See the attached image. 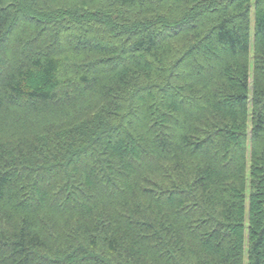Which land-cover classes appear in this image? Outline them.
Returning <instances> with one entry per match:
<instances>
[{"label": "trees", "instance_id": "obj_1", "mask_svg": "<svg viewBox=\"0 0 264 264\" xmlns=\"http://www.w3.org/2000/svg\"><path fill=\"white\" fill-rule=\"evenodd\" d=\"M252 3L0 0V264H264Z\"/></svg>", "mask_w": 264, "mask_h": 264}, {"label": "rangeland", "instance_id": "obj_2", "mask_svg": "<svg viewBox=\"0 0 264 264\" xmlns=\"http://www.w3.org/2000/svg\"><path fill=\"white\" fill-rule=\"evenodd\" d=\"M255 1L257 0H253V3H252V9H251V28H252V36H253V31H254V13H255V9H254V6H255ZM75 40L77 41V37H75ZM250 161V156L248 155V163ZM249 168H250V164H249ZM249 168H248V191H247V198L249 199V196H250V193H251V190L253 189V182H252V179H251V174L249 172ZM255 183V182H254ZM246 243H245V255H244V264H249V249H250V244H249V240H248V236L246 235Z\"/></svg>", "mask_w": 264, "mask_h": 264}]
</instances>
